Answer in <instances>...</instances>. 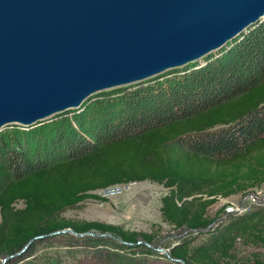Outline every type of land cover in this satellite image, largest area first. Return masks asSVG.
<instances>
[{
  "label": "trees",
  "instance_id": "1",
  "mask_svg": "<svg viewBox=\"0 0 264 264\" xmlns=\"http://www.w3.org/2000/svg\"><path fill=\"white\" fill-rule=\"evenodd\" d=\"M107 92L99 93L90 137L61 120L46 133H0V259L10 256L4 264H57L56 255H32L40 242L64 236L55 233L64 228L109 233L130 244L86 236L69 255L136 264L124 250L153 243L159 226L135 231L61 215L87 199L106 201L95 192L101 189L161 185V222L205 234L223 209L209 216L210 205L264 184V20L164 85L143 82L112 97ZM83 112L73 121H82ZM30 148L41 160L28 158ZM219 227L199 241L180 240L168 256L184 264H264V204L227 214Z\"/></svg>",
  "mask_w": 264,
  "mask_h": 264
},
{
  "label": "water",
  "instance_id": "2",
  "mask_svg": "<svg viewBox=\"0 0 264 264\" xmlns=\"http://www.w3.org/2000/svg\"><path fill=\"white\" fill-rule=\"evenodd\" d=\"M262 20L264 0H0V130L183 68Z\"/></svg>",
  "mask_w": 264,
  "mask_h": 264
},
{
  "label": "rangeland",
  "instance_id": "3",
  "mask_svg": "<svg viewBox=\"0 0 264 264\" xmlns=\"http://www.w3.org/2000/svg\"><path fill=\"white\" fill-rule=\"evenodd\" d=\"M231 41L223 45L217 51L210 53L206 57L199 59L183 68L168 71L161 75H158L149 80L143 81L152 85H164L170 81L171 78L186 73L192 68L203 65L209 58H214L221 53V49L228 47ZM227 45V46H226ZM141 82V83H143ZM140 84V83H138ZM137 84L129 85L124 88H115L107 92L108 97L119 95L127 90L133 89ZM102 95L95 94L85 100L80 108L76 110H68L63 113L55 114L49 118H46L40 122L27 127L21 128L18 125H7L1 128L0 133L3 136L13 135L15 131L21 129H28L31 134L38 132L39 129L46 133L51 128H54V124L61 121H72L70 126L74 128L76 134H82L90 137L91 131L97 121V112L94 107L97 105V101ZM110 99V98H109ZM83 112V120L78 122L74 120V114L79 111ZM66 119V120H64ZM63 123V122H61ZM64 122L63 124H65ZM66 127V126H65ZM21 128V129H20ZM72 129V128H71ZM32 149L28 151V158L41 160V157H37L35 153H31ZM99 196L106 199V201L96 200H84L78 205L69 207L61 212V215L65 218H76L84 220H98L106 223L118 224L123 229L135 230V231H154L156 226H159L157 230V238L151 244H140L138 248H131L130 250H124L125 255L132 253L136 259V264H180L174 261L168 256V249L174 246L182 239L199 241L203 238H207L209 234L213 233V229L222 226L223 221L227 214H238L246 211L250 207L259 206L264 204V184L259 188H254L243 195H234L227 198L218 199L207 209V214L212 216L217 209L223 207L222 212L216 217L213 223L210 224L209 229L205 234H196L187 231L186 229H173L167 224L161 222L159 214V198L162 196L166 189L161 185L150 183L148 181L132 182L122 184L118 191H112L111 193L104 191H95ZM17 206H20L17 203ZM156 231V230H155ZM64 236H55L48 239V241L40 242L36 245L37 248L34 251L33 258H46L47 256H57V264H98L102 263L100 260H95L89 253L75 252L73 256L69 255L67 251L72 248L79 247L78 245H72L73 243L82 244L86 236L91 237H104L93 235L75 236L70 232H63ZM114 240V239H113ZM70 242L71 245H63ZM80 242V243H79ZM118 242V241H117ZM120 243V242H119ZM122 244V243H121ZM67 248V249H66ZM145 250L149 251V256H145ZM74 251V250H73ZM32 256L28 258H32ZM8 259V258H6ZM5 258L0 259V264H4Z\"/></svg>",
  "mask_w": 264,
  "mask_h": 264
},
{
  "label": "built area",
  "instance_id": "4",
  "mask_svg": "<svg viewBox=\"0 0 264 264\" xmlns=\"http://www.w3.org/2000/svg\"><path fill=\"white\" fill-rule=\"evenodd\" d=\"M120 186H122V184H120V185H115V186H112V187H108V188H105V189H101V190H99V191H104V192H106V193H108V192H112V191H118V189H119V187Z\"/></svg>",
  "mask_w": 264,
  "mask_h": 264
},
{
  "label": "bare ground",
  "instance_id": "5",
  "mask_svg": "<svg viewBox=\"0 0 264 264\" xmlns=\"http://www.w3.org/2000/svg\"><path fill=\"white\" fill-rule=\"evenodd\" d=\"M109 91V90H108Z\"/></svg>",
  "mask_w": 264,
  "mask_h": 264
}]
</instances>
